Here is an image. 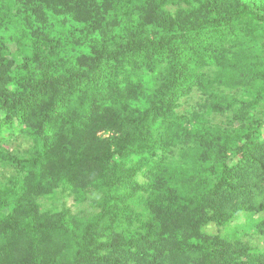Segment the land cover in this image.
Instances as JSON below:
<instances>
[{
    "label": "trees",
    "instance_id": "16d2710c",
    "mask_svg": "<svg viewBox=\"0 0 264 264\" xmlns=\"http://www.w3.org/2000/svg\"><path fill=\"white\" fill-rule=\"evenodd\" d=\"M0 264H264V0H0Z\"/></svg>",
    "mask_w": 264,
    "mask_h": 264
},
{
    "label": "rangeland",
    "instance_id": "374dc122",
    "mask_svg": "<svg viewBox=\"0 0 264 264\" xmlns=\"http://www.w3.org/2000/svg\"><path fill=\"white\" fill-rule=\"evenodd\" d=\"M68 203H69L70 206L73 204L72 198L68 199ZM77 210H75V211H77ZM257 218H259V217H257ZM242 220L244 221V223L248 221L246 215H244V214L240 215L238 223L235 222L232 226L229 225V226H226L225 228H222L221 229V233L223 235L231 236L235 231L239 230V229H237V227L240 228V229L241 228H246L247 230H249V227L247 225L243 224ZM217 230H218V228L215 227L214 225L210 226V227H208V229H206L207 232H212V233H216Z\"/></svg>",
    "mask_w": 264,
    "mask_h": 264
}]
</instances>
